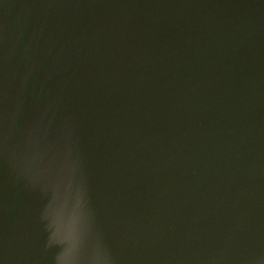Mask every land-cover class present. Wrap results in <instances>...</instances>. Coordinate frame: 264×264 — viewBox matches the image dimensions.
<instances>
[{"label":"water","instance_id":"water-1","mask_svg":"<svg viewBox=\"0 0 264 264\" xmlns=\"http://www.w3.org/2000/svg\"><path fill=\"white\" fill-rule=\"evenodd\" d=\"M0 264H264V0H0Z\"/></svg>","mask_w":264,"mask_h":264}]
</instances>
